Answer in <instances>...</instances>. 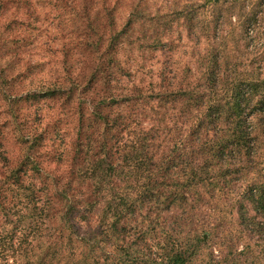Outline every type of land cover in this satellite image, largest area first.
<instances>
[{
	"label": "trees",
	"instance_id": "16d2710c",
	"mask_svg": "<svg viewBox=\"0 0 264 264\" xmlns=\"http://www.w3.org/2000/svg\"><path fill=\"white\" fill-rule=\"evenodd\" d=\"M51 2L66 38L60 66L43 79L44 62L24 59L32 90L16 100L34 117L15 123L18 155L0 153L6 191L28 199L15 230L30 231L17 246L16 231L0 236V264H264L258 78L228 76L224 51L199 46L195 70L170 74L160 57L173 59L178 14L161 3ZM217 4L199 6L221 25Z\"/></svg>",
	"mask_w": 264,
	"mask_h": 264
},
{
	"label": "rangeland",
	"instance_id": "374dc122",
	"mask_svg": "<svg viewBox=\"0 0 264 264\" xmlns=\"http://www.w3.org/2000/svg\"><path fill=\"white\" fill-rule=\"evenodd\" d=\"M148 1L161 3L164 9L175 10L179 15H174L171 21L173 29L170 40L176 45L173 59L168 61L166 57L168 55L163 52L160 57L161 64L168 62L170 74L173 72L180 74L186 65L195 70L193 50L199 48L201 52L211 50L213 53L223 50L229 60L226 74L236 68L234 72L236 78L248 81L252 77H257V81L264 88V0H216L219 1L216 6L220 8L223 16L220 20L221 25L212 21V16L215 15L212 13L214 7L205 9L199 6L202 0ZM189 12L197 13L193 17V22L198 28L196 32L192 30L190 34L184 27ZM57 13L51 0H0V153L4 152V148H8L10 154H13L12 157L18 155L19 147L16 144L21 133L15 123L20 122L23 116L34 117L26 108L29 106L28 102L16 100L19 94L32 90L19 76L25 69L24 59L29 58L32 63L44 62L43 69L37 74L43 79L48 78L50 72L54 74L60 66L62 53L59 52V48L62 42H66V38L65 31L63 33L61 30L58 31ZM202 15L207 21L200 28ZM26 38L30 40V45L24 51L16 48ZM156 57H159L158 53ZM16 58H19L21 63ZM173 61L179 63L174 64ZM156 69L157 65L153 66V70ZM37 75L34 74L33 77ZM227 75L230 76V73ZM245 91L248 93L249 89L245 87ZM257 92L261 94V90ZM257 96H254V99H257ZM13 113L21 115L16 119ZM54 113L56 111L52 109L46 120H49V117L55 118ZM5 164L0 158V197L5 201L6 209L0 211V236L16 231L17 219L25 212L24 205L28 202L27 198L18 197L21 193L17 190L6 191L9 189L4 186V171L8 168ZM29 228L25 226L17 228L14 246L18 245V237L30 231Z\"/></svg>",
	"mask_w": 264,
	"mask_h": 264
}]
</instances>
